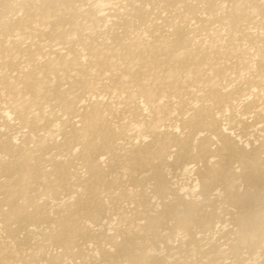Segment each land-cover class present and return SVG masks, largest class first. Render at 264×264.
<instances>
[{"label": "bare ground", "instance_id": "bare-ground-1", "mask_svg": "<svg viewBox=\"0 0 264 264\" xmlns=\"http://www.w3.org/2000/svg\"><path fill=\"white\" fill-rule=\"evenodd\" d=\"M0 264H264V0H0Z\"/></svg>", "mask_w": 264, "mask_h": 264}]
</instances>
